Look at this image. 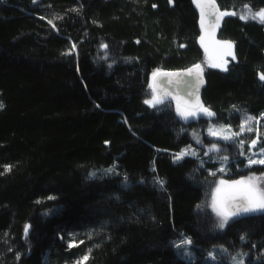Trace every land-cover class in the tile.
Segmentation results:
<instances>
[{"label": "trees", "instance_id": "1", "mask_svg": "<svg viewBox=\"0 0 264 264\" xmlns=\"http://www.w3.org/2000/svg\"><path fill=\"white\" fill-rule=\"evenodd\" d=\"M215 2L236 13L206 31L221 67L192 0H0V264H230L215 247L261 260L264 212L220 229L203 210L214 163L174 160L193 127L144 103L154 72L201 64L203 107L234 130L257 119L264 147V25L240 19L264 0ZM243 172L264 165L227 178Z\"/></svg>", "mask_w": 264, "mask_h": 264}, {"label": "rangeland", "instance_id": "2", "mask_svg": "<svg viewBox=\"0 0 264 264\" xmlns=\"http://www.w3.org/2000/svg\"><path fill=\"white\" fill-rule=\"evenodd\" d=\"M39 1V0H35ZM249 9H244L243 14L247 13ZM205 31V30H204ZM202 35L204 36L203 40V46L201 43V40H199L200 45L202 46L205 54V62L207 64L209 63H214L217 65H220V67L223 65L221 61L224 59L226 56V53L228 52L225 49H221L215 44V41L213 39V36L210 33L202 32ZM153 74L151 75V77ZM153 95V91L151 90V93L149 94L148 99H151ZM157 109H164V108H171L176 116L180 119L181 121V128L184 130H188L189 126L191 125L193 129L191 130V139L192 143L184 147L179 153L174 155V160L175 157L180 154L181 152L187 150V154L183 156L184 157H195L198 160L201 161V165L204 164L203 161H207L208 163H214L215 168L213 170H210L209 173H215L216 178L213 180V182L210 184L207 193H206V198L205 202L203 203V210H208L210 213L213 215V217L218 221L219 223V217H217L216 213L213 211L212 208V193L215 190L217 184L219 183L220 180H225V181H236V180H242L246 179L250 176H255L258 178H264V174H257L254 172H243V174H239L237 176H234V178H227L230 173H232V170L234 171H241L243 169H249L253 166L256 165H264V164H252L249 166V159H261L264 157H261L260 155V147H258L259 143V123L257 119H254L252 116V120L249 121L245 125L244 131H241V124L242 122L246 121L247 118L250 116L248 114H242L241 119H240V125L238 126L237 130H234L233 127L227 124H223L217 119H212L208 118L206 121L201 126H197L193 123L188 122L193 118V116H189L187 120L181 118V116L177 115V105L176 104H171V103H165V104H158L156 105ZM182 109H185L181 107ZM196 113L197 110H196ZM199 113L205 114L203 111H199ZM230 120V115L228 116ZM195 125V126H193ZM223 127V133L220 135H210L209 134V129L211 128L213 131L219 132V130ZM251 129L249 131L248 129ZM253 132H255V136L248 142H246V138L251 135ZM235 133H238V135H233ZM222 135H228L231 138L229 140H225L222 138ZM197 140L200 141V143H197ZM255 140L256 144L255 146H252V141ZM239 141H243V145L241 146ZM216 144L217 147L219 148V151H210L212 148V145ZM231 146V149L233 150L230 152L228 145ZM264 148V147H263ZM195 153L193 155L192 153ZM207 153V154H206ZM228 156V161L223 160V156ZM232 155H238V158L232 157ZM182 158V159H183ZM181 160V159H180ZM176 161V160H175ZM179 161V160H178ZM241 163H243V166H241ZM223 167L225 171H219V169ZM258 183L261 186H264V179L258 180ZM223 187V186H222ZM209 253H212L214 256L215 253L225 261H227L230 264H236L237 261H242L243 264H248L249 262L252 263H257L260 262L264 258V249L262 252V255L259 259L251 258L248 252H243L240 250H237L235 252L229 251L225 248L222 247H215L210 251ZM208 253V258H211ZM233 257L236 259L233 260ZM195 259V258H194ZM212 259V258H211ZM264 264V263H263Z\"/></svg>", "mask_w": 264, "mask_h": 264}, {"label": "snow or ice", "instance_id": "3", "mask_svg": "<svg viewBox=\"0 0 264 264\" xmlns=\"http://www.w3.org/2000/svg\"><path fill=\"white\" fill-rule=\"evenodd\" d=\"M35 2V0H33ZM193 4L196 5V7L200 10V27L201 32H204L206 20L215 15V26L218 27L221 18L229 15H236L235 12H229V11H219L215 0H192ZM169 3H172V0H169ZM247 8L248 6L245 5ZM218 13V14H217ZM241 20H254L259 22L260 24L264 25V9H261L259 12H252L250 9L247 13L240 16ZM51 23V21H49ZM202 46H203V40L204 36L201 35L200 37ZM106 47V46H105ZM182 47V45H181ZM227 47L231 48V44L228 43ZM233 58H235L233 56ZM209 67H220V65L209 63ZM222 70H227L226 68H222ZM202 71L200 64L194 65L193 68H190L187 70L185 75L191 76L193 72H196L197 78L196 81L193 82L191 80H185L184 81V88L186 90V93L188 95L192 94V89H195V91L198 93L199 86L203 84V77H202ZM157 75H177L175 73H160L159 71L153 73V77L155 78ZM260 79L264 81V75H260ZM151 86V85H150ZM176 99V97H173ZM198 99V97H197ZM165 102V97H157L156 90L153 88V95L151 99L145 100L144 103L149 105L150 107H155L158 104H163ZM4 105L0 104V108H3ZM198 110L203 111L206 115L209 117L213 116L214 113H212L209 109L204 108L203 105H198ZM177 115L181 116V118L187 120L189 116H196V110L190 109V108H181V104L179 100H177ZM253 118L249 116L246 121L242 122L241 124V131H244L245 125L251 121ZM251 131V129H248ZM223 133V127L217 131H213L211 128L209 129L210 135H220ZM233 135H238V133H235ZM222 138L225 140H229L231 137L228 135H222ZM107 144V142H105ZM197 143H200L199 140H197ZM238 143L243 145V141H239ZM256 141H252V146H255ZM210 151H219V148L216 144L212 145V148ZM187 154V150L181 152L175 157V160L178 161L183 158L184 155ZM195 155V153H192ZM207 154V153H206ZM260 155L261 157H264V148L260 149ZM228 156H223L224 161H228ZM264 164V158L261 159H249V166L252 164ZM7 170V169H6ZM108 172H112V169H108ZM219 171H225L223 167L219 169ZM210 175H215V173H210ZM264 178H258L255 176H250L246 179L242 180H236V181H225L220 180L217 184L215 190L212 193V208L213 211L216 213L217 217H219V223L218 227L220 229H224L225 226L229 223L230 220L233 218H239L245 215L253 214L256 212H264V186H261L258 183V180H262ZM157 183L163 187L164 182L162 180H157ZM223 186V187H222ZM49 199H53V197H49ZM28 233V228H25V235ZM245 239L244 236H241V240L243 241ZM191 244L190 239H185L181 241L180 243L176 244L175 247L180 249L182 245H188ZM73 245L70 243L69 247H72ZM187 254V253H186ZM209 256L212 259H215V256L212 253H209ZM85 260H87V256L84 257ZM236 258L233 257V260ZM236 264H243L242 261H237Z\"/></svg>", "mask_w": 264, "mask_h": 264}, {"label": "water", "instance_id": "4", "mask_svg": "<svg viewBox=\"0 0 264 264\" xmlns=\"http://www.w3.org/2000/svg\"><path fill=\"white\" fill-rule=\"evenodd\" d=\"M218 10L220 11L219 8ZM199 14H200V10H199ZM199 20H200V15H199ZM216 28L217 27L215 26V15H213L206 20L205 31L211 32L214 31ZM193 67L194 65L182 69L159 71L160 73H175L177 75H157L155 78L152 76L150 81L151 90L153 91V88H155L157 97L158 98L165 97V102H171L177 105V100H179L181 107L183 108H190L193 110L198 109V105H202V91L206 86L204 68L202 65L201 68L203 69L202 71L203 84L199 86L198 93L195 91V89H192V94L188 95L184 88L185 80H191L193 82L196 81L197 78L196 72H193L191 76L185 75L187 70ZM173 97H176V99H174Z\"/></svg>", "mask_w": 264, "mask_h": 264}, {"label": "flooded vegetation", "instance_id": "5", "mask_svg": "<svg viewBox=\"0 0 264 264\" xmlns=\"http://www.w3.org/2000/svg\"><path fill=\"white\" fill-rule=\"evenodd\" d=\"M225 62H226V59H225V57H224V59L221 61V63L223 64L222 66H224ZM199 111H200V110H197L198 113L196 114V116H193V118H192L191 120H189L188 122L193 123V124L200 125V123H201L202 121H205V120H207L208 118H213V117H214V115L211 116V117H209V116L206 115V114L199 113Z\"/></svg>", "mask_w": 264, "mask_h": 264}, {"label": "bare ground", "instance_id": "6", "mask_svg": "<svg viewBox=\"0 0 264 264\" xmlns=\"http://www.w3.org/2000/svg\"><path fill=\"white\" fill-rule=\"evenodd\" d=\"M257 22V21H256ZM233 125V124H232Z\"/></svg>", "mask_w": 264, "mask_h": 264}]
</instances>
